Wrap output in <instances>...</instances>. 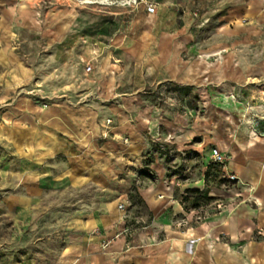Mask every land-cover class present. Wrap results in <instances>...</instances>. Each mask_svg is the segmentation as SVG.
<instances>
[{
  "label": "crops",
  "instance_id": "obj_1",
  "mask_svg": "<svg viewBox=\"0 0 264 264\" xmlns=\"http://www.w3.org/2000/svg\"><path fill=\"white\" fill-rule=\"evenodd\" d=\"M147 1L153 14L133 6L139 33L94 49L63 0H0V140L21 179L40 186L30 172L45 168L31 162L58 157L54 186L103 191L101 207L59 223L48 260L5 264H264V0ZM31 36L50 50L35 66L14 47ZM33 83L46 107L25 94ZM213 148L227 163L212 185L204 172L169 174L193 161L205 171ZM167 179L180 186L166 190ZM186 189L212 201L183 232L169 198Z\"/></svg>",
  "mask_w": 264,
  "mask_h": 264
},
{
  "label": "rangeland",
  "instance_id": "obj_2",
  "mask_svg": "<svg viewBox=\"0 0 264 264\" xmlns=\"http://www.w3.org/2000/svg\"><path fill=\"white\" fill-rule=\"evenodd\" d=\"M63 2L65 8L72 14L70 29L91 38L94 49L96 45L116 44L115 41L120 35L139 33L132 11L133 6L137 4L133 0H63ZM14 47L30 66H35L42 56L50 53L46 44L35 36H31L26 42L14 43ZM95 66L96 63L94 68ZM25 94L32 106L39 108L47 106L46 98L42 96L36 83L31 84ZM142 162L149 163L150 160L146 157ZM63 163L62 158L58 157L40 163L31 162L35 166L45 168V172L34 169L30 174H38L45 179L40 182L35 180L41 184L40 186L34 182L26 183L21 179L23 172L20 157L9 154L7 144L3 139L0 140V264H5L7 258L12 256L15 260L21 261L36 256L48 260L58 246L56 237L59 223H64L72 212L101 207L98 200L103 191L95 184L53 185V180L60 174ZM199 167L201 166L194 161L182 163L176 169L169 167V174H177L179 180L192 181L204 172L205 182L208 186L212 185L214 177L219 173L217 165L209 163L205 171L197 170ZM140 176L151 175L140 169ZM130 196L131 205H134L133 212L142 213L144 207L139 198L134 193ZM17 198H29L30 201L19 202ZM191 200L190 197L186 206H191Z\"/></svg>",
  "mask_w": 264,
  "mask_h": 264
},
{
  "label": "built area",
  "instance_id": "obj_3",
  "mask_svg": "<svg viewBox=\"0 0 264 264\" xmlns=\"http://www.w3.org/2000/svg\"><path fill=\"white\" fill-rule=\"evenodd\" d=\"M133 2L136 4H141V5L145 6L146 12L148 14H153L155 12V5L152 3H149L147 0H133ZM84 70H85V72H89L91 70V66L89 64H84ZM108 123H109V121H108ZM253 127H254V130H256V126H253ZM210 163L212 165L224 167L225 164L227 163V158L225 155H223L216 148H213V149H211ZM228 179L233 181L236 179V177L230 176V177H228ZM164 185H165L166 190H171L172 189L171 186L179 187L180 182L177 179L173 183L169 179H167L164 181ZM187 190H198L200 192L203 191V189H186V190L180 191L178 197H176V198L170 197L169 198L170 203H172V204L177 203L182 207L181 217L177 218L174 221L173 225L178 229H182L183 232H184V228L189 227V225H190V221L188 218L189 215H193L195 217V221L199 222L203 218V214L205 211L204 210L205 204H200L196 208L186 206L187 203L184 201V199L186 197H188ZM159 198L162 199V198H164V196H159ZM118 209L120 211L124 212L125 211V205L119 204ZM240 248H241V244H238L237 246H235V249H240Z\"/></svg>",
  "mask_w": 264,
  "mask_h": 264
},
{
  "label": "trees",
  "instance_id": "obj_4",
  "mask_svg": "<svg viewBox=\"0 0 264 264\" xmlns=\"http://www.w3.org/2000/svg\"><path fill=\"white\" fill-rule=\"evenodd\" d=\"M188 197L184 199L186 203H188L190 197H191V206L192 208L198 207L200 204H206L212 201L211 198H208L204 192H200L198 190H187ZM189 207V206H187Z\"/></svg>",
  "mask_w": 264,
  "mask_h": 264
}]
</instances>
